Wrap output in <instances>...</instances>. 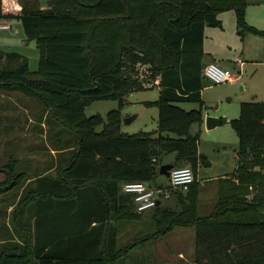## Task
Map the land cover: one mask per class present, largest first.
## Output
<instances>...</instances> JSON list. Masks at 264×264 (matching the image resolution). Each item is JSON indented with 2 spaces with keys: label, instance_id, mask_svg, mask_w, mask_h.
Returning <instances> with one entry per match:
<instances>
[{
  "label": "trees",
  "instance_id": "trees-1",
  "mask_svg": "<svg viewBox=\"0 0 264 264\" xmlns=\"http://www.w3.org/2000/svg\"><path fill=\"white\" fill-rule=\"evenodd\" d=\"M246 7L247 0H0V20L19 21L40 54L32 73L23 55L0 51V91L38 99L75 137L74 148L58 149H69L66 164L31 181L18 202V240L0 244V264H118L178 228L195 230V264H264V103H242L239 119L230 122L239 139L238 167L216 180L217 201L207 216L199 212L198 181L206 157L200 134L191 132L204 122L202 109L179 106L202 104L206 27H221L219 16L233 11L241 34L261 33L246 26ZM136 65L159 79V100L148 104L159 110L157 130L122 132L120 110L86 116L94 102L117 100L122 108L129 95L146 90L134 77ZM168 155L174 158L164 163ZM166 164L190 167L195 182L186 192L169 189L178 210L161 202L151 210L154 231L120 248V225L147 213H137L123 185L152 188ZM16 179L25 174L14 172L12 185ZM55 200L80 209L68 228L52 229ZM28 211L34 222H23Z\"/></svg>",
  "mask_w": 264,
  "mask_h": 264
},
{
  "label": "rangeland",
  "instance_id": "rangeland-1",
  "mask_svg": "<svg viewBox=\"0 0 264 264\" xmlns=\"http://www.w3.org/2000/svg\"><path fill=\"white\" fill-rule=\"evenodd\" d=\"M219 19L222 22L221 27L205 28L203 71L210 62H215L222 68L232 71L237 81L233 84L215 85L204 78L202 104L182 103L179 106L187 111L202 109L204 121L207 117H215L226 118L232 122L239 119L242 103H264V0H247L245 11L246 26L260 31V34L249 31L241 34L233 11L221 14ZM0 51L23 55L28 61L29 71L37 72L40 56L37 42L27 40L19 21L12 20L9 27L0 29ZM147 67L136 65L133 73L146 90L129 95L127 103L122 108L117 100L94 102L86 108V116L101 115L105 118L109 112L120 110L122 132L127 134L155 132L158 128L159 110L156 106L148 104L159 100V79L149 70L144 72ZM50 118V115L45 114L44 107L38 99L26 97L21 93L0 91V236L3 238L0 244L4 241L18 240L14 222L15 210L22 196H25L33 186L28 180L36 174L45 173L53 176L55 171L49 172L50 166L62 165V157L57 154V149L61 146L69 149L75 146V137L64 125L60 124L63 128L61 130L72 136L71 141L64 138V133H59L60 137H56L60 126L52 127L54 134L50 132ZM203 124L204 122L202 125H194L191 132L200 134L201 150L207 155V160L212 166L205 167L208 163H204L198 171L199 178L204 180L232 173L236 166V150L239 146V139L232 124L222 125L211 131ZM97 130L100 131L101 127ZM173 158V155H168L163 161L167 163ZM13 171L15 174L24 173L25 179H16L12 185ZM206 184L207 188L204 191L201 189L203 193L200 206L203 210L210 203L212 194L216 204L218 194L216 182ZM151 186L152 189L157 186L165 188L168 186V178L159 175L158 180ZM159 201L162 202V207L178 210L175 196ZM151 210L145 213L141 221L124 222L120 225L118 236L120 248L154 231L152 221L154 211ZM201 213L206 215L208 212ZM30 218L31 213L25 212L23 222ZM188 231H183L182 235L180 231L163 238L145 241L147 248L151 250L155 247L162 248L167 251H163L165 254L151 256L149 249L138 247L118 264H149L155 263V259L159 258L167 260V264H183L176 263L178 256L169 249L177 250L179 247L190 249Z\"/></svg>",
  "mask_w": 264,
  "mask_h": 264
},
{
  "label": "crops",
  "instance_id": "crops-1",
  "mask_svg": "<svg viewBox=\"0 0 264 264\" xmlns=\"http://www.w3.org/2000/svg\"><path fill=\"white\" fill-rule=\"evenodd\" d=\"M4 23H7V24H9L10 25V23H11V21H8V20H2ZM210 63H215V62H210ZM209 63V64H210ZM232 72V71H231ZM230 84H233V83H230ZM201 98H202V91H201ZM228 120V119H227ZM230 123V121L228 120V123L227 124H229ZM203 125H205L206 126V124H205V121H204V124ZM222 125H226V124H222ZM221 125V126H222ZM58 126H60V128H59V132H57V136L56 137H60V135H59V133H64V138L66 137L68 140L70 139V141L72 140L71 138H72V136L68 133V132H65V131H63L62 132V130L61 129H63L62 128V126L60 125V123H58V122H56V121H52L51 119H50V132L52 133V134H54V132L52 131V127H58ZM220 126V127H221ZM193 128V127H192ZM217 128H219V127H217ZM217 128H215V129H217ZM208 130V129H207ZM214 130V129H213ZM209 131H211V130H209ZM194 134V133H193ZM69 151V149H64V151H61V150H58L57 149V154H59V155H61V159H62V161H61V164L62 165H65L66 163H65V161H63L64 160V156H62L63 154L62 153H67ZM237 151V150H236ZM199 152H200V154H202V155H204L205 157H206V160L203 162V163H201L200 164V166H199V170L202 168V165L204 164V163H208V164H206L205 165V167H211L212 166V163L211 162H208V157H207V155L201 150V141H200V144H199ZM237 153V152H236ZM236 166H235V168L233 169V172L232 173H230V174H226V175H220V176H215V177H211V178H209V179H200L199 178V174H198V181H199V183H200V194H199V212H200V214L202 215V216H207V215H209L212 211H213V209H214V207H215V197H213V194H212V198H211V200H210V203L206 206V209L205 210H203L202 208H201V206H200V198L202 197L201 196V194L203 193L202 192V190L204 191V189L205 188H207V184L206 183H211V182H216V184H217V179H219V178H223V177H226V176H231L235 171H236V169H237V167H238V156H237V154H236ZM173 160V159H172ZM171 161V160H170ZM58 166H50V170H49V172H51V171H55L56 170V168H57ZM200 173V172H199ZM44 175H46L45 173L43 174V175H38V174H36V175H34L32 178H30L29 180H28V183H30L31 181H33V180H35L36 178H38V176H44ZM202 189V190H201ZM212 193H213V191H212ZM216 193H218V184H217V188H216ZM87 200H82L80 203H81V206L83 205H86L87 204ZM160 203H161V201H159ZM81 206H80V208H81ZM86 207V206H85ZM80 209H78V210H76V209H73V211H69V210H67V209H65V206L63 205V206H61V204H60V202L59 201H57V200H55L51 205H50V223H51V225H53V227H52V229H54V230H56V229H60L61 227H63L64 226V228H68V226L70 225V224H72V222L74 221V218L76 217H78V211H79ZM201 211L202 212H204V211H206V212H208L206 215L205 214H202L201 213ZM31 220L34 222V220H35V213H34V211H32L31 212ZM75 222V221H74ZM56 225H57V227H56ZM93 225H95V223L93 224ZM181 231V232H180ZM183 231H188V230H186V229H184V230H173L172 232H170L169 234H167V235H170V234H172V233H177V232H180V234L182 235L184 232ZM10 233H11V231H10ZM11 235V234H10ZM167 235H165V236H167ZM188 235H190V240H191V244H190V249H187V248H181V247H179V248H177V250H175V249H169V251H174L175 252V254H177V258H176V263H183V264H195V262H194V255H195V231H193V230H191L190 229V231H188ZM164 237V236H163ZM162 237V238H163ZM0 240H2L3 238H2V236H0ZM140 247H143V249L145 250V249H149V252H150V255L152 256V255H154L155 254V256H157V255H161V254H165V253H163V251H166V250H164V249H162V248H157V247H155V248H152V250L150 249V248H147V243H145L144 245H141ZM136 249H138V247L137 248H134L132 251H131V253L132 252H134ZM167 252V251H166ZM130 253V254H131ZM130 256V255H129ZM155 259V258H154ZM149 264H167V260H164V259H158V260H156L155 259V263H149Z\"/></svg>",
  "mask_w": 264,
  "mask_h": 264
},
{
  "label": "built area",
  "instance_id": "built-area-1",
  "mask_svg": "<svg viewBox=\"0 0 264 264\" xmlns=\"http://www.w3.org/2000/svg\"><path fill=\"white\" fill-rule=\"evenodd\" d=\"M3 27H9V24L0 20V29ZM144 72L149 71L144 69ZM203 76L215 85L235 83L237 81V78L229 69H224L216 63L208 64L203 71ZM194 182L193 170L190 167H182L170 171L169 188L152 189L142 182H128L123 185L122 191L133 196L137 213L143 214L156 208L160 199L170 198L169 189L186 192Z\"/></svg>",
  "mask_w": 264,
  "mask_h": 264
},
{
  "label": "water",
  "instance_id": "water-1",
  "mask_svg": "<svg viewBox=\"0 0 264 264\" xmlns=\"http://www.w3.org/2000/svg\"><path fill=\"white\" fill-rule=\"evenodd\" d=\"M48 12H52V10H48ZM228 120L226 118H215V117H207L205 120L206 128L208 130H213L217 127H220L222 124H227ZM174 169V166L171 164H166L161 166L160 168V175L165 176L169 178L170 171ZM158 205H160V202H158Z\"/></svg>",
  "mask_w": 264,
  "mask_h": 264
}]
</instances>
